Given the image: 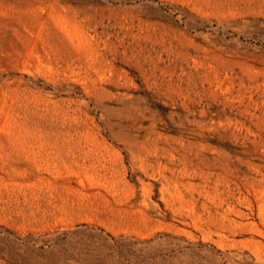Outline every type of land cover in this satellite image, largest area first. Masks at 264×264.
Listing matches in <instances>:
<instances>
[{"label":"rangeland","instance_id":"1","mask_svg":"<svg viewBox=\"0 0 264 264\" xmlns=\"http://www.w3.org/2000/svg\"><path fill=\"white\" fill-rule=\"evenodd\" d=\"M0 264H264V0H0Z\"/></svg>","mask_w":264,"mask_h":264}]
</instances>
